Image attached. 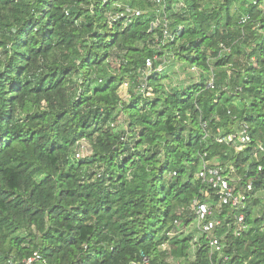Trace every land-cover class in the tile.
<instances>
[{
    "label": "trees",
    "instance_id": "1",
    "mask_svg": "<svg viewBox=\"0 0 264 264\" xmlns=\"http://www.w3.org/2000/svg\"><path fill=\"white\" fill-rule=\"evenodd\" d=\"M185 2L186 14L168 15L183 26L179 45L144 97L137 71L156 55L149 3L118 0L144 12L121 30L105 17L118 9L102 0H0V264L34 253L46 264H264V197L255 195L264 191V8ZM174 62L211 69L213 88L204 75L171 88ZM242 125L248 146L215 142ZM83 142L88 153L76 159ZM204 154L234 165L236 190L253 185L240 236L229 209L217 215L220 254L206 236H185L192 202L216 205L195 176Z\"/></svg>",
    "mask_w": 264,
    "mask_h": 264
},
{
    "label": "built area",
    "instance_id": "2",
    "mask_svg": "<svg viewBox=\"0 0 264 264\" xmlns=\"http://www.w3.org/2000/svg\"><path fill=\"white\" fill-rule=\"evenodd\" d=\"M146 3L150 4L149 17L151 18L149 27L147 29V34L150 35L146 41V45L156 54L151 59H146L141 68L137 71V91L144 97H149L152 95L151 89L147 85L148 78L150 76L158 75L162 73L170 63L167 56L171 55L172 52L170 48L179 45V35L183 31V26L172 28L171 21L168 17L169 12H173L177 15H184L187 11V5L185 0H144ZM253 5H257L259 2L261 7L264 8V0H249ZM103 5H111L112 8H117L118 10L107 11L105 17L110 24H118L121 30L129 26L134 19L141 17L144 12L139 9L132 8L129 5H121L118 0H102ZM223 48L222 46H220ZM224 49V48H223ZM158 54H162L163 57H159ZM178 66H180L181 71L178 72ZM172 73L174 75H183L187 80L185 83L188 85H198L200 84L201 76H205L207 79L206 87L212 89L214 76L212 70L204 73L200 70L199 66L196 65H185L174 62V66L167 71L168 74ZM128 82L125 81L119 88V95L121 92H127ZM127 98V94L123 96V99ZM201 128L206 129L207 124L201 121ZM215 142L221 145L231 146L236 151H239L242 147L248 146L251 143V138L249 134L248 127L242 125L237 131L228 135H221L220 131H217V136H215ZM258 152L262 155L264 159V144H257ZM83 148V143L80 144V149ZM77 151L75 158L81 159L84 157V153ZM257 172H264V167L259 165L257 167ZM234 173V165L229 164L222 166L219 163H212L207 160L206 154L201 157V165L197 172L196 179L200 181L209 192L211 196L216 199V205L213 208L208 202H200L194 200L190 206V211L194 213L195 219L193 223L195 224L198 233L201 236H206L211 249V253L220 254L221 252V242L220 238L214 233L221 227L222 222L217 218L219 211L222 208H227L231 213H233L234 221V235L236 237L240 236L242 230L244 229V213L248 201L250 199V194L253 191V185L251 182L246 183L245 186L236 190L235 185L232 184L231 175ZM175 175V174H174ZM173 175V176H174ZM239 180H237V183ZM208 193H205V198H209ZM183 212V211H182ZM174 225H178L177 222ZM184 229H179L178 231H172L168 236H176L184 233ZM197 238H194L195 242ZM41 263L46 264V262L37 253L32 254V256L22 262V264H33ZM142 264H148L147 260H144Z\"/></svg>",
    "mask_w": 264,
    "mask_h": 264
},
{
    "label": "rangeland",
    "instance_id": "3",
    "mask_svg": "<svg viewBox=\"0 0 264 264\" xmlns=\"http://www.w3.org/2000/svg\"><path fill=\"white\" fill-rule=\"evenodd\" d=\"M178 68H179L178 69V72H180L181 71L180 66H178ZM168 76H169V78L167 77L168 80L166 82H168V84H169V86L171 88H173V89H176L177 88L178 90H183L184 88H188V86H189L188 83H185V81L187 80V78L185 79L183 77V75H180V74L174 75V74H172V73L169 72ZM124 94L126 95L127 92H125V91L124 92H121L120 95L123 97ZM88 150H89V146H87L86 143L83 142V148L80 149V151H82L84 153V155H87ZM255 195L257 197H262L263 198L264 197V191H260V192H258ZM190 234L191 235H194V237H196L197 239H199L200 236H201V234L198 233V230L196 229L195 224L193 222L189 225V228L186 231V235L185 236H188ZM163 249H168L167 248V245H164L163 246ZM195 253H196L195 248L193 246H191L190 250L188 251V259L190 261H193L194 260ZM168 261L172 263V259L171 258H169Z\"/></svg>",
    "mask_w": 264,
    "mask_h": 264
}]
</instances>
